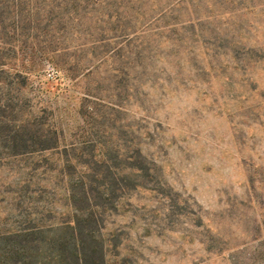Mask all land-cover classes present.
<instances>
[{
  "label": "rangeland",
  "instance_id": "obj_1",
  "mask_svg": "<svg viewBox=\"0 0 264 264\" xmlns=\"http://www.w3.org/2000/svg\"><path fill=\"white\" fill-rule=\"evenodd\" d=\"M53 1L24 12L62 19L57 71L8 62H23L24 99L62 115L66 143L117 155L126 188L102 220L107 262L262 264L264 0ZM15 2L0 13L13 17ZM74 62L91 73L71 79ZM136 150L144 175L126 171Z\"/></svg>",
  "mask_w": 264,
  "mask_h": 264
},
{
  "label": "trees",
  "instance_id": "obj_2",
  "mask_svg": "<svg viewBox=\"0 0 264 264\" xmlns=\"http://www.w3.org/2000/svg\"><path fill=\"white\" fill-rule=\"evenodd\" d=\"M26 1L16 0L13 17L3 16L4 3L0 13V27L9 29L0 35V168L9 166L8 176L17 178L2 180L0 175V264H109L102 220L126 188L119 184L117 155L106 144L96 147L93 140L66 143L62 115L55 117L49 106L37 108L22 97L25 67L8 61L20 57L31 68L36 60L46 61L57 71L56 58L68 52L57 29L62 19L25 13ZM71 67L74 75L68 69L67 74L75 80L91 73H77L76 62ZM20 159L33 163L10 172L13 161ZM140 159L139 150L126 156V171L144 175ZM56 195L61 204L54 201ZM256 240L262 249L264 242Z\"/></svg>",
  "mask_w": 264,
  "mask_h": 264
}]
</instances>
